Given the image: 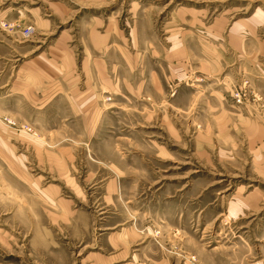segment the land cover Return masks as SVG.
I'll use <instances>...</instances> for the list:
<instances>
[{"label":"rangeland","instance_id":"374dc122","mask_svg":"<svg viewBox=\"0 0 264 264\" xmlns=\"http://www.w3.org/2000/svg\"><path fill=\"white\" fill-rule=\"evenodd\" d=\"M0 11V264H264V0Z\"/></svg>","mask_w":264,"mask_h":264},{"label":"crops","instance_id":"0c3cea01","mask_svg":"<svg viewBox=\"0 0 264 264\" xmlns=\"http://www.w3.org/2000/svg\"><path fill=\"white\" fill-rule=\"evenodd\" d=\"M12 17V18H10ZM1 21H6L8 23H12L15 25L14 30H6L3 29L0 24V76L1 75H10L13 77V80L20 79L22 76L23 70H25L26 63L23 62L22 58L24 56H27L28 54L24 53L22 45H20L21 42L24 43L23 37H22V27L26 26L27 24H21L20 17L17 18L10 13H5V11H0V23ZM17 27V28H16ZM33 60L30 59L29 61ZM21 61V62H20ZM38 62H32L31 66L28 67V71L26 72V77L33 75L35 79V83H38V76L34 75L37 74L39 71L37 64ZM51 77V76H50ZM53 77L50 79H47V86L44 88V85H39L40 89L42 87V90L47 88V92H55L59 90V84H57V81L52 80ZM50 80V81H49ZM14 81V82H15ZM45 83V82H44ZM38 85L36 86V88ZM35 88V89H36ZM15 89V88H13ZM44 92V91H43Z\"/></svg>","mask_w":264,"mask_h":264},{"label":"built area","instance_id":"2783aa9c","mask_svg":"<svg viewBox=\"0 0 264 264\" xmlns=\"http://www.w3.org/2000/svg\"><path fill=\"white\" fill-rule=\"evenodd\" d=\"M5 25L8 26V28L12 29L15 27L14 24H6ZM34 34V27L33 25H26L22 28V37L24 39H28V38H31L32 35Z\"/></svg>","mask_w":264,"mask_h":264}]
</instances>
